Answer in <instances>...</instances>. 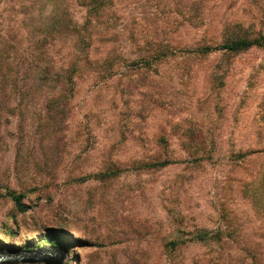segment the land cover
<instances>
[{"label":"rangeland","instance_id":"1","mask_svg":"<svg viewBox=\"0 0 264 264\" xmlns=\"http://www.w3.org/2000/svg\"><path fill=\"white\" fill-rule=\"evenodd\" d=\"M37 245L264 264V0H0V251Z\"/></svg>","mask_w":264,"mask_h":264},{"label":"water","instance_id":"2","mask_svg":"<svg viewBox=\"0 0 264 264\" xmlns=\"http://www.w3.org/2000/svg\"><path fill=\"white\" fill-rule=\"evenodd\" d=\"M65 253L60 248L18 251L14 248L0 251V264H64Z\"/></svg>","mask_w":264,"mask_h":264},{"label":"trees","instance_id":"3","mask_svg":"<svg viewBox=\"0 0 264 264\" xmlns=\"http://www.w3.org/2000/svg\"><path fill=\"white\" fill-rule=\"evenodd\" d=\"M101 2V1H100ZM262 45L260 40H236L230 44H225V45H221L218 46L214 49H206L205 53H212V52H227V53H241L244 51H248L254 47H260ZM175 164V161H171V160H165L163 162H155V163H151V164H145L142 166V168L145 169H163L166 167H169L171 165ZM23 196H12L13 201L16 203L17 208L19 209V211L21 212H25V208L22 205V200ZM219 238V237H217ZM220 241H222L221 239H218ZM199 241L203 242V241H207V237L204 234V236H201ZM48 245H43L42 247H40V245H37L36 248L33 247H29L26 250L30 251V250H41L42 248L46 247Z\"/></svg>","mask_w":264,"mask_h":264}]
</instances>
